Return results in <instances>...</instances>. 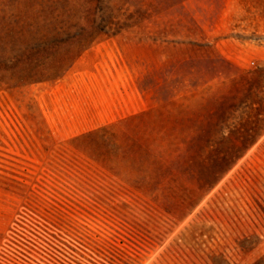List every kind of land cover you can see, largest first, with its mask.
Returning a JSON list of instances; mask_svg holds the SVG:
<instances>
[{
    "label": "rangeland",
    "instance_id": "rangeland-1",
    "mask_svg": "<svg viewBox=\"0 0 264 264\" xmlns=\"http://www.w3.org/2000/svg\"><path fill=\"white\" fill-rule=\"evenodd\" d=\"M0 264H264V0H0Z\"/></svg>",
    "mask_w": 264,
    "mask_h": 264
},
{
    "label": "crops",
    "instance_id": "crops-1",
    "mask_svg": "<svg viewBox=\"0 0 264 264\" xmlns=\"http://www.w3.org/2000/svg\"><path fill=\"white\" fill-rule=\"evenodd\" d=\"M98 64H102V60H97L96 58H93L90 55H84L81 56V58L75 62V64L73 65V67L71 68V71L68 73V79L66 80L67 82H71V80H73L71 77H82V79L84 78L85 81L90 82L92 81V79L94 80H99V81H107L108 79H115L118 80L119 76H121L119 79H122V65L121 63H119V65H117V70L116 71H111V73L107 72V71H96L94 69V66H98ZM110 75L113 76L110 77ZM93 76V78L91 77ZM134 90V89H132ZM136 100L134 103H124L121 100L116 101L114 103V105H112L110 108H105L103 110H110L112 112H115V114L112 115V117L109 120H105V121H115L118 120L119 118L123 117V116H127V115H131L133 113H138L140 111H142V106L139 102V95L136 94ZM91 103L87 104V106L85 107L86 110H92V104ZM103 121V122H105ZM103 122H98V123H93V124H89V127H96L98 125H100Z\"/></svg>",
    "mask_w": 264,
    "mask_h": 264
}]
</instances>
